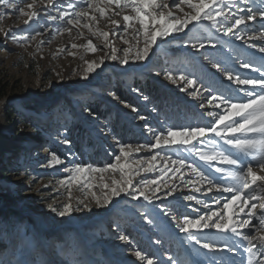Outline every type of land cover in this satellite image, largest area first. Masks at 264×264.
Segmentation results:
<instances>
[{"label": "rangeland", "instance_id": "374dc122", "mask_svg": "<svg viewBox=\"0 0 264 264\" xmlns=\"http://www.w3.org/2000/svg\"><path fill=\"white\" fill-rule=\"evenodd\" d=\"M220 1L217 7L229 17L246 15L251 8L257 12L256 19L233 29L234 34L230 35L217 31L220 25L214 27L211 21L193 22L183 31L159 37L161 43L153 45L144 60L135 59L136 48L143 47V36L136 32L140 25L133 21L126 29L123 14L113 17L119 21L117 27L93 13L97 15L99 31L109 33L106 41L98 34L93 35L97 26L87 17L79 19L78 26L68 24L77 11L87 10L84 0H55L53 5L47 0H37L38 15L28 24L24 23L27 17H21L15 9L0 2V264H147V259L153 264H248V242L231 231L214 228L181 231L184 217L198 219L218 212L232 215L236 220L247 218L245 213L249 209L239 212L240 201L224 208L234 193L223 189L236 181L225 172L217 171H238V167L219 160H202L196 149L206 154L223 151L236 156L239 153L214 133L187 145L150 147L155 143V135L166 134L168 128L211 126L215 117L207 113L222 115L226 105L216 107L218 101L209 105L205 98L210 93L223 95L234 103L247 99L243 89H251V86H240L228 80L211 66L212 63L219 62L241 78L258 79L264 73V52L260 51L264 48V17L258 13V10L264 11V0ZM12 2L23 7L32 0ZM165 2L172 6L174 0ZM172 10L183 16L174 7ZM184 11L191 9L185 6ZM62 12L69 15L61 19ZM124 14L134 15L130 10ZM50 16L57 19L52 20ZM86 23H94L92 31L83 26ZM13 35L18 42L12 39ZM21 37L28 39H19ZM89 40L96 46L95 52L87 48ZM201 43L203 48L199 47ZM73 44L77 47L73 48ZM113 47L115 60L111 59ZM124 49H131L127 64L122 63ZM87 62L99 66L87 72ZM245 63L250 67H243ZM169 72L175 82L168 79ZM181 75L197 79L196 87L202 84L208 91L200 88L199 94L193 97V89L179 79ZM142 77L167 89L182 105L195 110V114L181 116L180 124L160 115L136 85ZM119 87L138 100L143 110L120 99L116 94ZM99 109L106 119L93 113ZM120 121L130 124L137 133L136 140L130 136L125 141L118 138L113 126ZM76 125L79 129L73 139L71 133ZM75 134H85L84 156L75 149ZM96 141L99 153L104 155L101 161L88 157L94 152L92 145ZM121 144H131L134 148L145 145L140 152H133L120 161L132 165L125 170L133 172L132 187L128 191L111 197L103 206L98 205L92 195L101 196L108 191L102 184L122 180L119 170L83 174L80 181L71 183L70 187L62 183L69 179L76 166L104 168L116 164ZM53 154L61 160L60 164H51ZM152 156L157 157L155 161H151ZM180 160L184 161V167L174 163ZM149 162L155 167L145 171ZM253 166L257 174L264 175L254 162ZM193 168L208 179L201 180ZM137 169L138 175L135 174ZM152 180L157 181L160 191L153 194L152 189L157 185H149L147 194L151 199L145 200L136 189L143 188V181ZM208 180L213 181L211 191H208ZM89 184L91 188L87 187ZM170 188L175 190L168 194ZM245 191L252 194L251 188ZM257 194L262 193L257 190ZM187 196L196 199L188 200ZM67 203L72 204L73 210L62 217L59 211ZM260 213L257 208L252 227L240 231L256 235ZM121 235L127 239H119ZM192 235L201 243L197 244ZM203 243H211L215 248L205 249ZM172 245L183 249L170 251ZM137 251L146 259L137 257ZM262 252L264 249L257 244L253 259H264Z\"/></svg>", "mask_w": 264, "mask_h": 264}, {"label": "snow or ice", "instance_id": "6c2138e0", "mask_svg": "<svg viewBox=\"0 0 264 264\" xmlns=\"http://www.w3.org/2000/svg\"><path fill=\"white\" fill-rule=\"evenodd\" d=\"M0 2L4 3L8 8L15 9L21 17H27V19L24 20L25 24H28L38 15V12L36 11L37 0H32L31 3H26L23 7H20L19 3H13L12 0H0ZM41 2H43V0H41ZM84 2L87 5V10L82 8L77 11L74 18L68 20V24L78 26L79 19L87 17L89 21L94 22L97 26V31L93 32V35L98 34L104 37L107 41L109 33L99 31L98 18L97 15L93 13H98L100 17L110 20V22L117 25V27L119 26V21L115 20L113 17L123 14L122 19L127 22L126 29L132 26L133 21L140 25L136 32L137 35L143 36V47L140 48L138 46L136 48V60L146 59L159 37H166L173 32L183 31L193 21H211L214 27L220 25L217 27V31H222L225 35H230L234 34L233 29L244 25L248 20H255L257 16V12H253L251 8H248L246 15L229 17L222 8L217 7L219 0H174L172 6L166 3L165 0H84ZM47 3L49 5H53L55 0H47ZM185 6L191 9V11L185 12ZM233 6L236 5L233 4ZM173 7L179 12H182L183 16L174 12L172 10ZM209 9L211 10L209 11ZM129 10L134 13V15L124 14ZM258 13L260 16L264 17V11L258 10ZM68 15V12H62L60 18L63 19ZM220 17H223V19H219ZM49 18L52 20L57 19L55 16H50ZM94 23H86L83 26L88 28L89 31H92ZM65 30L70 31V29ZM0 31H2V29H0ZM5 35H8V33L6 32ZM36 35H40V33H37ZM32 38L34 39L35 37ZM237 38L243 39V36H237ZM12 39L18 42V38L15 35L12 36ZM19 39L27 40L28 37H21ZM124 42L126 44L128 43L127 40ZM108 46L111 47V45ZM72 47L76 48L77 45L73 44ZM192 47L195 48L196 45L193 44ZM199 47L203 48L204 44L201 43ZM87 48L92 52L97 50L91 40L88 41ZM115 51L116 49L113 47V54L111 55V59L113 60L117 58ZM130 51L131 49H124V59L122 63H128ZM260 51L264 52V48H261ZM205 59H207V57H205ZM87 63V72H92L99 66L95 62ZM211 66L217 71L222 72L228 80L235 81L237 85H250L251 89H243L246 92L247 99L244 102L234 103L231 99H227L223 95L217 96L210 93V96L205 98L209 105H212L215 101L219 102L215 105L216 107H219L221 104L226 105L222 115L212 111L207 113L208 116L215 117L211 126L185 127L180 130L168 128L166 134L162 132L155 135V143L150 145V147L159 148L164 145L176 143L187 145L191 144L193 140L206 136L208 133H214L215 136L220 137V139L224 140L227 145L231 146L232 149H235L239 153V155L236 156H234L231 152L226 154L223 151L206 154L198 148L196 149V154L202 160L208 162L219 160L221 163L238 167V171H226L224 169H217V171L225 172L228 177L236 181V184L223 189L226 192L234 193L228 203L224 204V208L227 209L235 201H240L241 204L239 205L238 210L239 212L244 213V209L248 208L249 211L245 213L247 218L236 220L232 215H221L218 212H213L207 216H201L198 219H189L188 217H184L181 231L190 232L193 228L198 230L214 228L221 232L231 231L232 233L241 236L243 240L248 242L247 251L250 253L248 264H264V259L254 260L252 255L253 249L257 248V244L261 249H264V234H261L264 232V175L257 174L253 166L254 162L256 167L264 171V73H262L258 79L241 78L238 75L234 76L219 62L212 63ZM243 67L248 68L250 65L245 63ZM257 71H259V69H257ZM167 77L175 82V77H173L171 72L167 73ZM179 79L184 81V83L193 89L191 92L193 97H196L199 94L200 88H204L202 84L199 88L196 87L198 83L197 79H190L184 75H181ZM204 90L208 91L207 88H204ZM185 91H187V89H185ZM234 117H239V119H234ZM141 119L144 118L141 117ZM226 121L230 122L226 123ZM221 125H223V127H220ZM177 137L180 139L177 140ZM144 147L145 145H140L134 148L131 144H121L120 155L116 157V164H110L104 168H93L91 165L87 167L76 166L71 170L72 175L69 179L63 181L62 183L67 184L70 187L71 183L80 181L83 174L90 172H115L119 170L123 177L122 180L113 179L111 184H102V188L108 189V191L103 192L101 196H96L95 193H92L96 203L103 206V204L110 202L111 197L119 195L120 192L128 191V189L132 187L133 172L125 171L126 169H131L132 165L128 163L121 164L120 161L122 158L131 156L133 152H140ZM156 158V156H152L151 161H155ZM60 163L61 160L53 154L51 164L54 166ZM174 163H178L180 167H184L183 160L174 161ZM152 167H155V165L149 162V167L144 170L149 171ZM176 171H179V168H177ZM192 171L196 173L201 180L208 179L197 169L193 168ZM135 174H139L138 169L135 171ZM189 183H192V181H189ZM208 183L210 185L208 191H211L213 181L208 180ZM149 185H157L154 189H152L153 194L160 191L157 181H143V188L136 189V191H138L139 195L143 196L145 200L151 199L147 194ZM215 186L218 187V185ZM87 187L91 188L92 185L89 184ZM250 188L252 189L251 195L247 194L245 191ZM174 190V188H170L168 194H171ZM195 190L198 192L200 191V188H196ZM257 190H259L262 194H257ZM69 199H71L70 191ZM186 199L194 200L196 198L194 196H187ZM252 201H259L260 203H251ZM81 203H83V201H81ZM197 203H202V201H197ZM84 207L87 208L88 205L84 204ZM257 208L261 210L260 227L256 229L257 234L252 235L243 233L240 229L252 227V220L256 218ZM55 210L56 209H53V211ZM72 210V204L67 203L63 205L62 210L59 211V215L63 217ZM214 217H219V219L214 220ZM148 223H152V221L148 220ZM119 239L126 240L127 237L121 235ZM192 239L196 240L197 244L201 243L195 235H192ZM202 247L213 250L215 245L211 243H203ZM228 250L232 251L233 249L229 248ZM135 255L141 260L146 259V257H144L139 251H137ZM261 255L264 256V252H262ZM147 264H153V261L151 259H147Z\"/></svg>", "mask_w": 264, "mask_h": 264}, {"label": "trees", "instance_id": "16d2710c", "mask_svg": "<svg viewBox=\"0 0 264 264\" xmlns=\"http://www.w3.org/2000/svg\"><path fill=\"white\" fill-rule=\"evenodd\" d=\"M219 43L220 40H217ZM225 45V44H224ZM228 47L231 46L229 44H226ZM233 47V46H232ZM143 80V81H141ZM119 85V84H118ZM137 87H141L142 92L149 97V103L154 107L155 111H157L160 115L164 114L167 118L171 119L173 123L180 124L181 116L184 117H190L191 114H195V110H192L187 105H182V102L177 101L173 95H171L165 88L159 86L155 81H153L150 78L142 77V79L137 80L136 82ZM117 96L125 101L126 103L139 107L143 110V105H141L138 100H136L133 96H131L127 90H125L123 87H119L116 89ZM93 113H95L97 116H101L102 118H105V114H103V110H93ZM114 131L116 132L119 139L126 140L129 136L132 137V139H137V133L134 132L130 124H128L125 121L116 122V124L113 126ZM79 129V126L76 125L75 129L72 131V137L74 139V133ZM76 142L74 143L75 149L80 153L82 156L85 155L83 151V144L85 140V134H82L80 136H77ZM94 146V147H93ZM98 143H94L92 145V148L94 149V152L89 154V158H92L93 161L95 160H103L104 155L99 153V150L97 148ZM62 156L61 151H57ZM172 243V242H169ZM179 248V249H177ZM174 246L172 245L170 247L171 250H176V252H180L181 248L180 246Z\"/></svg>", "mask_w": 264, "mask_h": 264}, {"label": "bare ground", "instance_id": "6f19581e", "mask_svg": "<svg viewBox=\"0 0 264 264\" xmlns=\"http://www.w3.org/2000/svg\"><path fill=\"white\" fill-rule=\"evenodd\" d=\"M193 22H198V21H193ZM193 22H192V23H193ZM160 43H161V39L158 38L156 44L154 45V47H155L156 45L160 44ZM153 55H154V54H153ZM263 174H264V173H263Z\"/></svg>", "mask_w": 264, "mask_h": 264}]
</instances>
